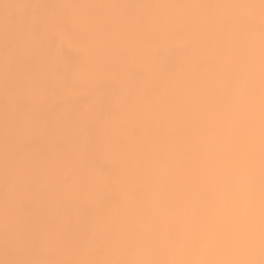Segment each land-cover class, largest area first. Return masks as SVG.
Listing matches in <instances>:
<instances>
[{
  "label": "bare ground",
  "instance_id": "obj_1",
  "mask_svg": "<svg viewBox=\"0 0 264 264\" xmlns=\"http://www.w3.org/2000/svg\"><path fill=\"white\" fill-rule=\"evenodd\" d=\"M258 2L0 0V258L6 247L14 250L9 259L24 261L112 259L133 245L165 257L172 251L188 257L194 246H212L218 258L243 252L248 245L230 221L233 213L244 217L249 196L258 199ZM167 8L190 10L169 15ZM224 16L243 22L229 36L215 23ZM33 18L36 23L30 29ZM144 22L197 26L217 54L208 59L202 77L188 85L178 83L165 97L140 99L130 107L123 129H107L136 173L160 175L162 182L158 190L147 184L141 202L123 203L109 229L111 241L97 238L88 244L71 223H40L34 214L29 196L40 182L47 179L62 191L70 168L82 162L70 138L57 151L23 141L24 115L32 107L29 88L33 81L58 73L68 77L65 69L79 64L84 39L96 42L91 61L101 71L110 69ZM55 25L67 30L70 43L58 41ZM85 26L90 30L87 37ZM85 103V97H78L79 108ZM47 115L58 118L55 112ZM127 191L134 194L136 185L129 184ZM202 191L207 199L198 198ZM216 238L231 241V247L217 246L212 242Z\"/></svg>",
  "mask_w": 264,
  "mask_h": 264
},
{
  "label": "snow or ice",
  "instance_id": "obj_2",
  "mask_svg": "<svg viewBox=\"0 0 264 264\" xmlns=\"http://www.w3.org/2000/svg\"><path fill=\"white\" fill-rule=\"evenodd\" d=\"M256 6L264 22V0H259ZM35 23L33 18L30 29ZM215 23L221 34L229 36L243 22L224 16ZM52 31L61 44L71 42L64 27L55 25ZM82 31L87 37L90 30L85 26ZM94 43L82 40L80 62L65 69L68 77L58 73L31 83L28 95L32 107L24 115L22 130L25 143L34 141L50 151H57L63 141L71 139L82 163L70 168L62 191L45 179L30 193L29 199L38 222L71 223L88 244L97 238L111 241L109 229L123 203L128 199L141 202L147 184L158 190L162 182L160 175L136 173L107 129H123L130 107L140 99L165 97L178 83L188 85L197 76L202 77L208 59L217 54L215 47L209 48L199 27H178L167 22H144L120 52L115 66L106 71H101L90 59ZM216 93L221 94L222 89ZM81 96L86 98L83 108L77 105ZM49 112H55L58 118L49 119ZM261 136L264 147V117ZM129 184L137 188L131 196L127 191ZM198 198L207 199L208 194L202 191ZM212 242L217 246L229 243L223 238Z\"/></svg>",
  "mask_w": 264,
  "mask_h": 264
},
{
  "label": "clouds",
  "instance_id": "obj_3",
  "mask_svg": "<svg viewBox=\"0 0 264 264\" xmlns=\"http://www.w3.org/2000/svg\"><path fill=\"white\" fill-rule=\"evenodd\" d=\"M258 8V6H256ZM190 8H167L166 14L174 15ZM260 24V39L262 47V76L260 91V145H261V171L258 186V199L249 196L247 210L241 219L238 213H233L231 224L236 226L242 234L248 247L239 253H234L233 258H218L212 246H194L190 256L172 251L167 257L154 250H141L136 246L119 254L117 258L104 259H57V260H15L8 257L13 249L5 248L0 264H264V147H262V117H264V22L262 13L258 8ZM258 246V258L256 248ZM231 247V241L225 245Z\"/></svg>",
  "mask_w": 264,
  "mask_h": 264
}]
</instances>
